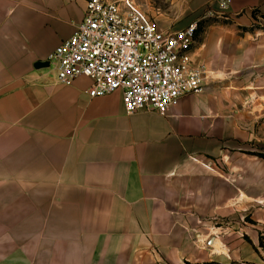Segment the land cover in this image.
Masks as SVG:
<instances>
[{
	"label": "crops",
	"instance_id": "0c3cea01",
	"mask_svg": "<svg viewBox=\"0 0 264 264\" xmlns=\"http://www.w3.org/2000/svg\"><path fill=\"white\" fill-rule=\"evenodd\" d=\"M130 1L163 29L199 23L205 87L166 114L36 66L86 0H0V264H228L212 225L233 189L211 159L260 139L264 0Z\"/></svg>",
	"mask_w": 264,
	"mask_h": 264
},
{
	"label": "built area",
	"instance_id": "2783aa9c",
	"mask_svg": "<svg viewBox=\"0 0 264 264\" xmlns=\"http://www.w3.org/2000/svg\"><path fill=\"white\" fill-rule=\"evenodd\" d=\"M198 25L163 29L133 1L86 0L77 29L51 52L49 66L60 83L90 77L92 97L121 90L128 113L166 114L180 96L205 87L207 66L191 52Z\"/></svg>",
	"mask_w": 264,
	"mask_h": 264
},
{
	"label": "rangeland",
	"instance_id": "374dc122",
	"mask_svg": "<svg viewBox=\"0 0 264 264\" xmlns=\"http://www.w3.org/2000/svg\"><path fill=\"white\" fill-rule=\"evenodd\" d=\"M258 128L260 139L249 143L247 148L242 146L238 151L232 148L225 159H211L212 166L223 169L233 189L229 211L212 225L223 227L216 231L224 234L229 245L225 259L228 264H264V156L257 153L264 152V126ZM206 242V238L201 240L202 244ZM217 259L220 258L211 257L200 264H224Z\"/></svg>",
	"mask_w": 264,
	"mask_h": 264
},
{
	"label": "water",
	"instance_id": "95a60500",
	"mask_svg": "<svg viewBox=\"0 0 264 264\" xmlns=\"http://www.w3.org/2000/svg\"><path fill=\"white\" fill-rule=\"evenodd\" d=\"M49 64H50L49 59L44 60V61L39 60V61L36 62V66H38V67H41V66H48Z\"/></svg>",
	"mask_w": 264,
	"mask_h": 264
},
{
	"label": "trees",
	"instance_id": "16d2710c",
	"mask_svg": "<svg viewBox=\"0 0 264 264\" xmlns=\"http://www.w3.org/2000/svg\"><path fill=\"white\" fill-rule=\"evenodd\" d=\"M259 155L264 156V152H257Z\"/></svg>",
	"mask_w": 264,
	"mask_h": 264
}]
</instances>
